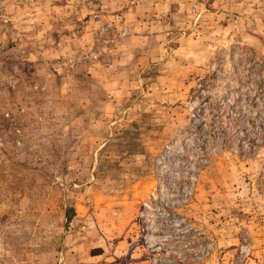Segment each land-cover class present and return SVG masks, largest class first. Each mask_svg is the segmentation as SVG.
Listing matches in <instances>:
<instances>
[{
	"label": "rangeland",
	"instance_id": "1",
	"mask_svg": "<svg viewBox=\"0 0 264 264\" xmlns=\"http://www.w3.org/2000/svg\"><path fill=\"white\" fill-rule=\"evenodd\" d=\"M0 135V264H264V0H0Z\"/></svg>",
	"mask_w": 264,
	"mask_h": 264
},
{
	"label": "crops",
	"instance_id": "2",
	"mask_svg": "<svg viewBox=\"0 0 264 264\" xmlns=\"http://www.w3.org/2000/svg\"><path fill=\"white\" fill-rule=\"evenodd\" d=\"M115 65V66H114ZM113 66L116 68V69H119L121 72H120V74H115V73H109L110 74V78L109 79H106V80H101L100 82H101V88L100 89H102V87L103 88H105L106 89V93H105V95H107V94H109L108 96L109 97H111V95H119V93L122 91L123 93H124V90H121V89H119V87H120V82H115V78L118 80V81H123L124 80V78H125V74H124V72H125V68L126 67H124V66H122V67H120V65H118V64H113ZM122 70H124V71H122ZM100 78H101V76H100ZM116 80V81H117ZM95 81L96 82H99V80H96L95 79ZM116 83V84H115ZM97 86V85H96Z\"/></svg>",
	"mask_w": 264,
	"mask_h": 264
},
{
	"label": "built area",
	"instance_id": "3",
	"mask_svg": "<svg viewBox=\"0 0 264 264\" xmlns=\"http://www.w3.org/2000/svg\"><path fill=\"white\" fill-rule=\"evenodd\" d=\"M19 112L20 113H23L24 112V109L23 108H19ZM2 119L3 120H7V121H10L11 123V130H12V133L14 135V138L13 140H15V142L17 144H20V136H21V129L19 127V125L13 120V115H12V112L9 111V110H4L2 112ZM1 140H4V138L0 135V144L2 145V141Z\"/></svg>",
	"mask_w": 264,
	"mask_h": 264
}]
</instances>
